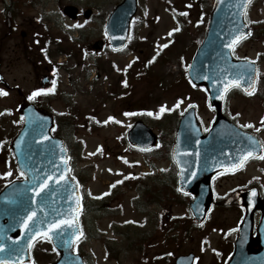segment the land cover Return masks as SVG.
I'll return each mask as SVG.
<instances>
[{"label":"rangeland","instance_id":"rangeland-1","mask_svg":"<svg viewBox=\"0 0 264 264\" xmlns=\"http://www.w3.org/2000/svg\"><path fill=\"white\" fill-rule=\"evenodd\" d=\"M3 1L0 0V12ZM69 1L93 11L91 21L85 22L82 16L78 18L77 24L80 27L84 25L80 42L83 49L76 55L81 67L74 71L71 65L76 63L65 53L45 59L44 55H39L42 41L36 43V39L43 38L45 34L64 36L62 28L72 24L61 12V5ZM118 1L61 0L58 3L40 0L39 4L35 0L24 1L23 13H18L15 20V26H18L15 37L6 39L0 45L2 72L6 83H9L7 95L0 99V109L6 114L0 122V137L8 144L20 128L15 112L16 102L37 83L35 67L41 69L47 62L50 65L59 64L60 88L72 95L68 97L72 102L71 110L80 113L73 120L74 128L69 127L59 133L67 139L66 143L74 154L73 169L80 173L82 179L88 180L85 201H93L96 208L100 207L99 197L124 180L120 185L122 190L113 199V204L110 203L111 209L118 208L115 211L117 214L110 215L111 212H104L102 208L91 209L84 215L88 227L82 246L87 264H156L155 212L159 254L162 256L160 264H173L176 256L187 252L196 254L195 264H225L223 261L231 252L235 236L231 231L235 230L241 218V210L234 203L233 190L249 187L252 178H256L258 183H254L264 192V158L248 162L235 174L219 177L214 183L216 195L226 192L224 201L217 203L221 208L216 206L203 226L191 229L192 221L188 218L185 204H177L172 199L161 205L149 206L147 219L133 209L130 199L139 193L137 189L140 188L134 186L138 176L143 178L150 174L156 177L159 174L158 177L167 179L172 166L170 159L150 158L137 150L131 151L122 140L131 123L132 113L143 115L150 127L160 133L163 143L173 133L176 115H180L190 104L197 108L204 127L209 126L214 112L207 105L206 93L203 88L190 84L185 71L206 30L213 0H139L126 50L116 54L107 48L94 53L89 45L98 38L106 40L101 25ZM247 16L256 27V35L240 43L235 48V54L261 60L259 89L253 97L240 95L234 90L225 107L228 117L233 118L241 128L256 131L264 143V32L260 36L257 34L264 27V23L261 25L264 21V0L253 1ZM21 29L26 32L25 38L20 37ZM56 48L51 44V49ZM138 62L142 64L136 66ZM72 77L79 89L72 88ZM111 91L116 95L112 93L113 96L108 98ZM66 104H69L66 99H57L55 110L65 115ZM162 106L171 110L157 115ZM109 117L114 119L109 120ZM163 154L159 157H164ZM7 155V152L0 154V189L16 174L2 158ZM146 180L151 182V179ZM170 183L171 180L167 185ZM225 201L228 205L224 204ZM128 221L135 223V230L124 233ZM145 231L149 232L147 237L143 236ZM44 247L46 242L40 240L36 256L29 264H48L52 260L44 258Z\"/></svg>","mask_w":264,"mask_h":264},{"label":"water","instance_id":"water-1","mask_svg":"<svg viewBox=\"0 0 264 264\" xmlns=\"http://www.w3.org/2000/svg\"><path fill=\"white\" fill-rule=\"evenodd\" d=\"M251 1L245 6L244 0H215L206 33L186 70L191 83L203 86L210 106L216 108V119L207 134L203 133L195 110L191 108L179 118L174 136L172 153L178 168L179 191L192 195L189 208L198 224L203 222L210 209L213 199L210 180L213 175L229 170L247 151H251L255 157L262 152L259 139L232 125L222 115L221 107L225 97L223 85L227 81L239 80L240 86L232 87H239L247 94L256 86L257 63L235 57L233 48L226 47L234 35L243 33L245 38L251 33L245 17ZM136 9L137 0H122L108 15L105 32L113 50L125 46ZM63 13L76 18L77 7L67 5ZM91 14V9L84 11L86 18ZM103 47L101 39L92 44L94 50ZM205 76L210 79H204ZM20 110L25 117L24 123L11 142V149L18 170L24 175L23 179L13 180L0 192V244L4 245L0 250V261L7 264L29 261V244L38 237L31 240L32 233L22 225L27 214L35 210L38 217H43L42 226L45 228L54 220L73 221L51 233L52 247L59 256L50 264H84V259L74 251V245L81 236L78 212L82 207V196L78 180L70 173L66 148L59 137L51 135V116L32 104ZM126 133L128 144L141 150L152 149L157 141L156 133L141 120L135 121ZM52 175H63L66 179L49 181L46 188L36 192L35 189ZM242 195L245 218L240 224L235 252L227 264H264V198H260L255 189L247 190ZM259 209L261 218L257 233L252 236V215ZM192 263V255L178 257L175 261V264Z\"/></svg>","mask_w":264,"mask_h":264},{"label":"flooded vegetation","instance_id":"flooded-vegetation-1","mask_svg":"<svg viewBox=\"0 0 264 264\" xmlns=\"http://www.w3.org/2000/svg\"><path fill=\"white\" fill-rule=\"evenodd\" d=\"M4 0V6L2 9V12H0V45L6 41V39H12L15 37V33L17 31L18 26H15V20L19 16L18 13L22 14L23 13V8L26 6L24 3L25 0ZM61 0H53V2H58L60 3ZM36 3L39 4L40 0H35ZM34 3V2H32ZM74 3L72 1L65 2L64 5H61V10L63 6L66 4H71ZM79 7V6H78ZM86 8H81L79 7V16L83 13V10ZM20 11V12H19ZM92 17V16H91ZM65 18L72 24L71 26L68 27H63L62 28V34L64 36H55L57 39H47L45 36L43 38H38L36 39V43L40 44L39 42L42 41V45L40 47L39 55L41 54V57H45V59L52 58V56L57 55V54H62L65 53L70 59H73L76 63L75 66L71 65L72 71L80 69V59L78 60L76 55L80 54L82 52V46H80V42L82 40L83 36V26L80 27L78 23V18L76 19H70L69 17L65 16ZM91 19V18H90ZM85 19V22L91 21L93 19ZM84 21V19H83ZM84 22V23H85ZM104 33V24L101 25ZM76 32V34H74ZM20 37L25 38L24 36L26 35V32L23 31L22 29L19 31ZM105 35V34H104ZM46 40V41H45ZM51 44H54L57 48L56 49H51ZM43 48V49H42ZM108 48V47H107ZM29 51V50H28ZM1 52V49H0ZM2 59L0 55V73L2 75V79L0 81V89H3L4 92L6 93V89H8L9 83H6L5 80V74L2 72ZM80 66V67H79ZM61 66L59 64H54L50 65L48 62L45 63V66L41 69L35 67V78L37 83L33 88H31L27 93L21 95V97H18L16 102V108L18 107H24L29 104H34L38 109L44 110L47 114H50L54 118V128L52 129L53 135L57 133H61L64 130L69 129V127H72V124L70 120L76 119V116L80 113L78 112H73L71 110L70 104L72 103L69 101L68 97L72 96L66 91L61 90L60 84V76H59V71ZM72 88L77 87L79 89V86H77L76 82L73 80L72 77ZM53 82L55 84L53 85ZM54 86V91L51 92H45V93H39L36 95L33 99H29V96L37 90V89H51ZM7 94H0V99L4 98ZM57 99L64 100L66 99L69 104L67 105V113L64 114H59L58 111L55 110L54 102L57 101ZM6 116V114L0 109V122L2 118ZM17 116H18V121L20 122V126L23 123V115L21 111L17 110ZM63 119V121L60 120ZM59 119V123H58ZM264 122V119H262V123ZM64 129V130H63ZM59 133V134H60ZM61 135V134H60ZM62 136V135H61ZM64 137V136H63ZM5 139H1L0 137V154L3 153H8L7 156H3L2 158L5 159L8 164L11 165L13 168L12 160H10V157L12 156L11 150L9 149V144L5 142ZM67 145V143H66ZM68 150L69 146L67 145ZM155 206V202L153 204ZM155 221L153 229H154V235H155V241L157 245V262L156 264H160V254H159V243H158V232H157V221H156V212L154 214V219Z\"/></svg>","mask_w":264,"mask_h":264},{"label":"snow or ice","instance_id":"snow-or-ice-1","mask_svg":"<svg viewBox=\"0 0 264 264\" xmlns=\"http://www.w3.org/2000/svg\"><path fill=\"white\" fill-rule=\"evenodd\" d=\"M249 2V0H244V5L246 6L247 3ZM186 14V13H185ZM178 29H173V31H177ZM250 34V33H248ZM243 33L241 34H237L234 35L232 37V40L229 44L226 45V47L228 48H234L235 44H237L242 38H244ZM166 46V45H165ZM234 54V53H233ZM154 59V58H153ZM204 79H210V77L205 76ZM227 79V78H226ZM215 83V82H214ZM55 84V82H53V85ZM232 86H240V81L239 80H231V81H227L226 83H224L223 88H224V92L226 93ZM54 91V86L51 89H37L35 90L31 96H29V99H33L36 95H38L39 93H45V92H51ZM0 94H6L4 92L3 89H0ZM223 98V96L221 97ZM170 111L171 109H167L166 107L162 106L160 109V113H157V115L163 113L164 111ZM7 111V110H6ZM149 115H152L151 112H149ZM114 119V117H109V120ZM264 119V118H262ZM251 125H244V127H250ZM262 126H264V124H262ZM250 140H252V137H249ZM261 147H264V144L261 145ZM253 155V153L251 151H247L244 153L243 157L241 158V160L236 164L233 165L229 168V170L234 171L237 167H242L243 163L247 160V158L251 157ZM264 158V157H262ZM65 163H67V161H65ZM10 173H4V175H9ZM21 175H24V173L22 172ZM66 177L61 175V176H48L42 184H40V186L35 189L36 192H41L44 188H46L48 186L49 181L52 180H56V181H61V180H65ZM43 207V204L41 205ZM45 215H47V213H45ZM73 221L72 220H67V219H58V220H54L50 223L47 224V227H43V217H38L37 212L35 210L29 212L26 216V218L24 219V223L22 225L23 228L28 229L30 231V233H32L30 239L31 240H35L37 237H41V238H45V239H51V233L56 230V229H60L62 225H69L72 224ZM31 224V227H30ZM82 235V233H81ZM31 243L29 244V247H31ZM4 245L0 244V250H3ZM16 251H20V249H16ZM0 264H7L6 261H0Z\"/></svg>","mask_w":264,"mask_h":264},{"label":"trees","instance_id":"trees-1","mask_svg":"<svg viewBox=\"0 0 264 264\" xmlns=\"http://www.w3.org/2000/svg\"><path fill=\"white\" fill-rule=\"evenodd\" d=\"M262 23H264V21L261 22V25H262ZM254 25H256V24H254ZM259 32L257 34L259 36L262 35L263 32H264V27H262L261 30L259 29ZM254 34L256 35V27H255L254 33H252L251 36H253ZM168 150H169V146L165 147V146L162 145L160 147L159 151L156 152V154L154 153V156L153 157H155V158L156 157L157 158H162V159L167 158L165 156H169V154L167 152ZM163 152H164L165 156L164 157H159L160 154H163ZM80 180H81V182L83 184H85L87 182V179H81L80 178ZM165 182H166L165 180L163 181V179H161L159 177L158 181L155 182V184H153V188H154V198H155V200H157V202H160V203L165 202L168 199H171L170 197H173V191H172V189H169V187L166 185ZM175 196H177V195L175 194ZM48 253H49L48 255H50V256L53 255V250L50 248L49 251H48Z\"/></svg>","mask_w":264,"mask_h":264}]
</instances>
